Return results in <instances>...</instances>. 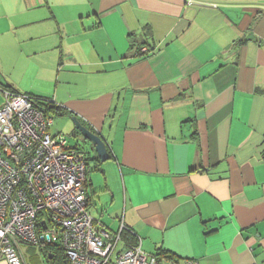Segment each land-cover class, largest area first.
<instances>
[{"label":"crops","instance_id":"1","mask_svg":"<svg viewBox=\"0 0 264 264\" xmlns=\"http://www.w3.org/2000/svg\"><path fill=\"white\" fill-rule=\"evenodd\" d=\"M20 1L0 28L51 74L26 94L106 142V161L75 125L87 148L68 144L88 158L89 213L125 225L117 249L264 264V0Z\"/></svg>","mask_w":264,"mask_h":264},{"label":"built area","instance_id":"2","mask_svg":"<svg viewBox=\"0 0 264 264\" xmlns=\"http://www.w3.org/2000/svg\"><path fill=\"white\" fill-rule=\"evenodd\" d=\"M0 94V264H26L27 246L47 244L70 264H160L140 243L118 250L125 225L111 232L89 213L87 155L50 132L39 99L2 84Z\"/></svg>","mask_w":264,"mask_h":264},{"label":"rangeland","instance_id":"3","mask_svg":"<svg viewBox=\"0 0 264 264\" xmlns=\"http://www.w3.org/2000/svg\"><path fill=\"white\" fill-rule=\"evenodd\" d=\"M22 8V2L20 0H0V10L15 12ZM28 15V14H27ZM17 21H15L16 23ZM87 24V22H85ZM16 32L8 31V27L4 26L0 28V81L8 82L13 84L21 93H27V88L32 84L37 86L40 84V80H44L49 77L50 71L47 66L37 57H31L27 49V42L16 40ZM22 39L24 36L20 33ZM44 79H41V78ZM48 87L47 83H45ZM51 93L52 91H47ZM4 101V97L0 94V103ZM55 123L52 124L50 130L52 133L61 132L69 140L70 145L78 144L83 149L87 148L80 139L73 136L72 130L75 122L68 116L55 117ZM58 122H63V127H58ZM74 122V123H73ZM100 178L102 177L101 172H96ZM121 244L118 246V249ZM35 252H30L35 250ZM26 247L25 254L29 264H34L35 260L41 264H45L42 260V253L39 248Z\"/></svg>","mask_w":264,"mask_h":264},{"label":"trees","instance_id":"4","mask_svg":"<svg viewBox=\"0 0 264 264\" xmlns=\"http://www.w3.org/2000/svg\"><path fill=\"white\" fill-rule=\"evenodd\" d=\"M2 85L9 88V89H12L11 86H9V85H4V84H2ZM36 98L39 99L38 100L39 103L45 107V109H44L45 112L48 115H51L53 118L56 115L67 114L65 109L62 108L61 106L57 105L55 102L49 101V99L43 100V99H40L38 97H36ZM90 129L94 131V129H92V128H90ZM75 148H77V147H75ZM87 164H89V163H87ZM87 171H88V175H89L88 166H87ZM123 233H124V231H123ZM127 245H133V244L127 243ZM39 248L41 249V251H44L45 257L48 260L49 264H70L69 259L67 258V255L64 251V248L60 244H47V245L41 246ZM51 249L53 251H51ZM50 255L51 256L53 255V257L51 259H49ZM158 258H159V260H161V258L159 256H158Z\"/></svg>","mask_w":264,"mask_h":264},{"label":"water","instance_id":"5","mask_svg":"<svg viewBox=\"0 0 264 264\" xmlns=\"http://www.w3.org/2000/svg\"><path fill=\"white\" fill-rule=\"evenodd\" d=\"M72 119L75 122L76 129H78L86 139L90 140L95 145V149L99 158L102 161L108 160L110 158V154L108 152L105 140L101 136L93 133L91 130L85 127L77 116H73Z\"/></svg>","mask_w":264,"mask_h":264}]
</instances>
